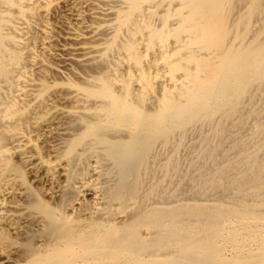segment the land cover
<instances>
[{
    "label": "bare ground",
    "instance_id": "1",
    "mask_svg": "<svg viewBox=\"0 0 264 264\" xmlns=\"http://www.w3.org/2000/svg\"><path fill=\"white\" fill-rule=\"evenodd\" d=\"M0 264H264V0H0Z\"/></svg>",
    "mask_w": 264,
    "mask_h": 264
}]
</instances>
